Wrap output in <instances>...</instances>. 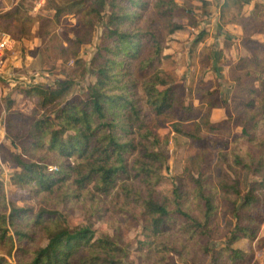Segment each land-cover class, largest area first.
<instances>
[{"label": "trees", "instance_id": "1", "mask_svg": "<svg viewBox=\"0 0 264 264\" xmlns=\"http://www.w3.org/2000/svg\"><path fill=\"white\" fill-rule=\"evenodd\" d=\"M49 2L57 22L66 14L78 17L75 35L60 43L66 60L70 57L75 64L63 79L20 89L34 104L29 112L9 101L5 161L17 168L13 186L29 199H51L55 205H19L9 199L0 180V264H128L129 251L116 235L97 236L89 226L72 230L63 222L60 205L65 210L86 207L102 218L109 198L117 199L114 206L121 211L127 202L141 208L138 249L145 264H178L176 258L187 263L201 254L210 257L209 264H255L253 252L234 244L254 240L264 222V59L253 50L255 58H241L238 64L245 76L253 73L248 72L250 65L258 68L234 104L245 128L239 138L250 147L235 150L225 141L223 147H209L208 137L200 133L220 128L210 122V110L200 115L192 131L179 116L173 129L190 149L182 173L165 194L158 187L169 140L158 128L174 120L176 107L184 105L162 63L168 57L167 37L185 28L178 18L184 8L176 0ZM27 18L17 5L0 14V31L22 22L27 32ZM98 22L104 23L101 39L87 62L78 56ZM260 45L262 52L264 43ZM88 72L94 81L78 94L76 86ZM255 79H260L258 89ZM50 163L58 170H50ZM225 204L232 216L226 242L213 245Z\"/></svg>", "mask_w": 264, "mask_h": 264}, {"label": "rangeland", "instance_id": "2", "mask_svg": "<svg viewBox=\"0 0 264 264\" xmlns=\"http://www.w3.org/2000/svg\"><path fill=\"white\" fill-rule=\"evenodd\" d=\"M49 1L0 0V14L22 5L23 14L29 16L26 19V26L29 27L27 32H23L22 22H19L22 28H16L12 24L10 30L5 31L11 41L9 50L6 49V55L0 60V180L5 183L9 199H14L19 205L29 202L36 209L40 208L41 204L47 203L50 208L55 204L51 199L44 203L43 199L37 197L29 199L24 195L26 192L13 186L11 178L17 168L5 161L8 150L6 146L9 147L10 144L5 121L8 117V104L12 99L15 100L17 109L29 112L33 108L31 98L25 97L20 92L21 88L32 84H52L57 79L65 78L75 64L74 59L70 57L66 60L60 43L66 36L75 35L78 17L75 14H66L57 22L54 19V11L47 8L48 5L51 6ZM176 1L185 10L182 16L178 17L185 28L167 37L164 54L168 57L164 58L162 68L171 84L178 90L179 100L184 108L178 105L174 120L158 128L160 136L169 140V158L162 173V185L158 187V191L165 194H170L174 178L182 173L185 157L190 149L188 140L173 129L172 123L177 122L179 116L185 120L182 121L183 127L192 131L195 129L194 122L199 120L201 114L204 115L210 110V122L220 128L211 134L204 129L200 133L204 138L208 137L206 144L209 147H223L224 141L229 142L231 149L235 150H247L250 147L244 138H239L245 134V128L236 116L234 104L235 99L240 97V88L245 86V82L252 78L258 68L255 64L250 65L248 72L253 73L245 76L244 70H239V60L249 56L255 58L253 50L264 59V51L259 50L262 47L260 44L264 43V0ZM41 16L46 17L47 22H44ZM103 24L97 23L90 41L80 50L79 58L87 62L91 60L100 42ZM238 75L240 80L237 79ZM93 81L92 72H88L86 78L78 82L76 92L82 94ZM254 86L257 89L261 87L260 79H255ZM50 164L52 165H49V168L58 170L57 164ZM116 201L117 199H106L103 204L106 211L102 213V218L91 210L88 211L86 207L74 206L65 210V207L60 205L63 222L72 230L89 226L96 230L97 236L101 232L116 235L119 244L129 251L128 264H145L140 257L141 250L138 249L139 241L143 238L141 208L127 202L124 206L126 211H121L114 206ZM120 202H124L122 196ZM55 203L58 204L56 201ZM231 220L229 207L222 205L219 219L221 229L212 239L213 245L220 246L226 242ZM234 246L253 252L255 264H264V222L254 240L241 239ZM176 259L178 264L210 262V257L205 254L200 257L193 255L187 263Z\"/></svg>", "mask_w": 264, "mask_h": 264}, {"label": "built area", "instance_id": "3", "mask_svg": "<svg viewBox=\"0 0 264 264\" xmlns=\"http://www.w3.org/2000/svg\"><path fill=\"white\" fill-rule=\"evenodd\" d=\"M10 36L6 34L5 32H0V60L3 59V57L6 55V49L10 45ZM9 50V48H8ZM50 170H55L53 168H49Z\"/></svg>", "mask_w": 264, "mask_h": 264}]
</instances>
